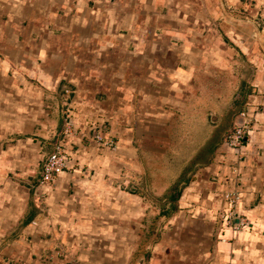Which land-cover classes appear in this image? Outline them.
Instances as JSON below:
<instances>
[{
	"label": "crops",
	"instance_id": "1",
	"mask_svg": "<svg viewBox=\"0 0 264 264\" xmlns=\"http://www.w3.org/2000/svg\"><path fill=\"white\" fill-rule=\"evenodd\" d=\"M230 2L242 0H0V264H264V86L247 101V140L195 164L174 213L148 218L143 180V140L231 62ZM59 141L72 160L37 187ZM144 233L161 234L151 250Z\"/></svg>",
	"mask_w": 264,
	"mask_h": 264
},
{
	"label": "rangeland",
	"instance_id": "2",
	"mask_svg": "<svg viewBox=\"0 0 264 264\" xmlns=\"http://www.w3.org/2000/svg\"><path fill=\"white\" fill-rule=\"evenodd\" d=\"M253 2V5L256 4V1ZM249 3L248 0H242L241 7L231 2L223 4L222 14L226 15V23L221 27L228 29H225L228 36L224 40L231 54V62L227 61L225 66L216 67L210 80L203 78L196 80L193 86L195 93L191 97L194 99V107L185 110L181 118L173 120L166 134L161 133L155 136L159 138L149 137L143 140L142 146L145 148L143 154L146 155V161H142V165L147 170L143 180L147 185L148 218L151 212L153 214L161 212L164 216L174 213L175 190H181L192 179L190 175L192 169L195 171L197 169L193 161L208 147L210 139L215 137L217 141L221 140V143L228 145L234 129L243 120L246 122L249 134L252 130L253 121L247 101L251 95L259 92L258 87L264 86V83L261 84L262 81L264 82V14L253 11L255 6L248 10L246 5ZM238 28H242L240 33ZM252 29L254 31L256 29V45L250 47L248 37ZM66 116L70 117L69 112L64 113V118ZM70 129L73 133L72 126ZM209 136L211 138L208 140ZM248 137L249 135L246 139ZM94 139L96 142L104 143L98 135L94 136ZM53 151L54 149L51 153ZM189 168L191 171L188 170ZM181 171H188L187 175L175 177V174ZM6 179L14 181L17 178L9 173ZM40 182L41 176L37 187L42 186ZM154 209L157 211L155 212ZM164 230L165 224L161 232ZM145 234L141 235L140 245L144 246L145 250H151L154 244L160 241L161 234L155 242ZM138 252L142 253L140 246ZM136 259L137 256L134 261Z\"/></svg>",
	"mask_w": 264,
	"mask_h": 264
},
{
	"label": "built area",
	"instance_id": "3",
	"mask_svg": "<svg viewBox=\"0 0 264 264\" xmlns=\"http://www.w3.org/2000/svg\"><path fill=\"white\" fill-rule=\"evenodd\" d=\"M244 116V114H242ZM72 124V120L69 116L64 118V130L63 136L68 137L72 134L70 129ZM249 135V130L246 126L245 120H243L235 129L234 133L231 136V141L228 143V146L237 147L241 146L247 139L245 136ZM65 141H59L54 144V151L48 156L46 161L44 162L42 174H41V182L40 185H46L52 182L59 174H61L65 169L68 168L70 161L72 160L69 152L66 151ZM228 202L230 203L228 214L226 215L227 220L234 219L236 215V204L234 200L229 198Z\"/></svg>",
	"mask_w": 264,
	"mask_h": 264
},
{
	"label": "trees",
	"instance_id": "4",
	"mask_svg": "<svg viewBox=\"0 0 264 264\" xmlns=\"http://www.w3.org/2000/svg\"><path fill=\"white\" fill-rule=\"evenodd\" d=\"M213 141V142H211ZM221 143L220 141H217L215 137H213L210 142H208V147L204 149L203 152H200V154L197 156L196 160L194 161L195 164L201 165L203 162H206L208 159V155H211L218 144ZM191 171V168L188 169ZM188 172V171H187ZM186 182V180H184ZM179 195V194H178Z\"/></svg>",
	"mask_w": 264,
	"mask_h": 264
},
{
	"label": "bare ground",
	"instance_id": "5",
	"mask_svg": "<svg viewBox=\"0 0 264 264\" xmlns=\"http://www.w3.org/2000/svg\"><path fill=\"white\" fill-rule=\"evenodd\" d=\"M247 126V125H246ZM248 128V127H247ZM227 198V197H226ZM228 208V207H227ZM222 215V214H221Z\"/></svg>",
	"mask_w": 264,
	"mask_h": 264
}]
</instances>
